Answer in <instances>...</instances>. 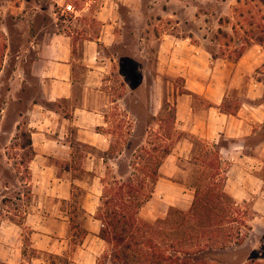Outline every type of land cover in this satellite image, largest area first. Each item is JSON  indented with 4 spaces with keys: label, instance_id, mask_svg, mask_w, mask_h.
Listing matches in <instances>:
<instances>
[{
    "label": "crops",
    "instance_id": "crops-1",
    "mask_svg": "<svg viewBox=\"0 0 264 264\" xmlns=\"http://www.w3.org/2000/svg\"><path fill=\"white\" fill-rule=\"evenodd\" d=\"M17 1L0 0V33L5 37V17L17 24L21 22L15 17L19 12L37 16L46 4L47 17L52 26L57 27L52 9L71 5L65 4L66 0H25V6L17 5ZM137 3L140 0H81L77 9L71 5L75 10L71 13V23L86 35L76 45L66 33L44 30L36 32V37L27 39L25 45L16 49L10 41H5L0 78L6 59L13 61L14 69L8 75L9 101L0 107V139L5 144L11 143L19 118L25 120L31 140L27 169L34 203L32 211L24 212L19 223L11 210L14 204L7 205L3 201L6 195L3 192L10 193L11 185H2L1 170L4 168L16 175V164L4 145L0 148V264H97L107 251L100 236L102 223L96 214L106 166L116 157L109 153L112 135L101 131L107 127V121L99 86L108 74L110 63L102 51L119 43L116 31L122 22L120 9L134 7ZM90 18L100 23L94 37L88 32ZM188 40L167 36L159 40L155 51L156 73L165 64L169 67L166 73L174 76L171 71H175L176 66L188 94L177 97L175 103V127L184 137L158 168L154 197L147 206L156 203V198L165 204L161 205L160 213L143 208L139 216L146 221L162 218L164 208L180 207L184 200L187 207L179 210L189 209L193 192L177 183L174 177L181 170L182 159L191 158V138L215 144L225 167V191L235 201L264 185V101L256 102L262 98L264 87L250 78L236 114H227L221 109L228 97L229 82L233 84L240 73L254 72L264 63V55L255 48L249 49L232 64L235 70L229 73V64L220 58L213 60L211 56L202 55ZM251 54H257L255 60L243 65ZM184 59H197L202 64L188 67ZM77 64L85 70L79 89L75 88L79 84ZM30 78L36 82L32 94L27 91L31 87ZM192 96L200 97L203 104H194ZM19 100L24 103L22 114L11 115L10 106ZM74 190L82 191L81 200H76ZM47 203L52 211H44ZM62 204L67 209L61 210L59 205ZM78 211L86 216L83 225L75 220ZM73 225L85 231L83 239H77ZM30 252L35 254L30 255Z\"/></svg>",
    "mask_w": 264,
    "mask_h": 264
},
{
    "label": "rangeland",
    "instance_id": "rangeland-1",
    "mask_svg": "<svg viewBox=\"0 0 264 264\" xmlns=\"http://www.w3.org/2000/svg\"><path fill=\"white\" fill-rule=\"evenodd\" d=\"M80 2L81 0H66L65 4L71 3L77 9ZM37 3L41 5L39 2ZM21 4L27 5L25 0H18L17 5ZM250 4V0H140V3L134 7L120 9L122 22L121 27H117L116 31L119 43L117 42L112 47L102 51L103 56L107 57L110 63L108 64V74L102 78L99 86L103 92L102 101L106 106L105 117L107 121V127L101 131L112 135L113 145L109 153L116 157L107 164L105 169L103 185L106 188L107 184L114 182V180L126 182L130 177L134 178L135 174V176L145 180L146 188L150 190L153 187V180L152 177L144 175V169L148 168V174L153 176L152 172L156 169L154 163L156 157L160 156L161 150L166 147L174 148L179 139L184 137L175 126H171L172 117L175 114L176 99L183 94H188V92L184 89V80L176 73V66L175 71H171L174 76L166 73L169 67L165 64L162 65V70L160 68L158 74L156 73L158 64L155 59V51L159 40L167 36L179 39L187 38L189 39L188 42L198 47V51L202 55L211 56L213 60L220 58L229 64L227 72L230 73L235 68L232 67L233 62H229L227 58L234 57L243 43L242 32L235 34L231 28L236 23L234 9L242 7L243 10H248L251 9ZM42 6L43 11L37 16H33L30 12H19L15 17L21 19V22L17 24L12 23L8 17L4 18L3 23L7 31L6 37L0 33V62L3 61L5 55V41H10L16 49L19 45L20 47L25 45L27 39L36 37V32L39 30H44L43 32L47 33H66L72 37L75 45L76 42L86 37L74 24L72 25L71 16L73 14L65 11V9L53 8L57 19V27H53L47 17V5L43 4ZM262 8L264 11V7ZM87 24L90 26L89 34L92 37L97 35L100 23L90 18L89 21L87 20ZM218 30H222L233 37V42L225 47L224 44L229 40H224L219 35ZM251 48L259 50L264 55V49L255 44L249 45L243 55ZM76 50L77 48L74 47L75 55H77ZM222 55L225 56L224 59L221 57ZM256 57L257 54L249 55L243 65L250 62L251 59L255 60ZM6 60L5 70L0 78V91H2L0 107L9 101L6 94V91L10 89L8 75L14 69L13 61ZM184 60L188 63L185 64L188 67L202 64V61L197 59ZM77 67L79 74L77 83L79 84H76L75 88L79 89L81 88L80 83L84 81L81 75L84 74L85 70L81 65L77 64ZM256 69L249 74L241 75L240 73L233 84L229 82L227 102L240 103L239 100L243 98L247 88L246 84L250 78L260 82L264 87V73H257ZM29 82L31 87L27 91L32 94L36 88V82L34 78H30ZM190 99L194 104H203L198 96H192ZM259 101H264V94L256 102ZM10 107L13 108L11 115L14 112L19 115L22 114L24 103L19 100L17 104L13 103ZM13 136L9 144H5L0 139V148L6 145L8 156L16 164V175L10 174L3 168L1 181L3 186L5 184L11 185L10 193L3 192L6 194L3 201L7 205L14 204L11 210L13 214H16V220L20 223L24 217V212L32 211V204L34 203V195L31 193V180L27 169L31 152L28 147L23 148L28 136L24 119L19 118L18 130ZM190 142L193 146L191 158L182 159L179 163L181 170L174 177V180L193 192L192 186L199 170V166L196 164L197 156L204 153L206 148L203 141L191 138ZM221 169L225 171L222 164ZM154 187L153 193L155 192ZM153 193L151 198L141 206L139 212L143 208L145 211L161 212L160 208H163L161 205L165 203L158 198L154 201L156 203L147 206L154 197ZM74 194L77 201L81 200L82 191L74 190ZM243 196L242 200L236 202L241 208L247 210L246 219L250 230L247 231V236L242 245L205 251L196 256L197 260L206 261L210 264H251L252 262L264 264V185L260 189L250 191L249 194ZM185 203L187 201L184 200L180 207L169 206L168 209L164 208V215L158 219L165 218L168 213L172 212L173 214L177 208L178 210L180 208L186 209ZM49 205L50 203H47L44 211H52ZM59 208L61 210L67 209L63 204L59 205ZM171 208L174 209L169 212ZM85 219L86 216L78 211L75 218L76 222L83 225ZM26 232L28 234V231ZM26 232L23 239L24 246L27 245L25 241L27 239ZM29 254L34 255L35 253L30 252ZM111 263V253L108 248L97 264Z\"/></svg>",
    "mask_w": 264,
    "mask_h": 264
},
{
    "label": "trees",
    "instance_id": "trees-1",
    "mask_svg": "<svg viewBox=\"0 0 264 264\" xmlns=\"http://www.w3.org/2000/svg\"><path fill=\"white\" fill-rule=\"evenodd\" d=\"M250 3L251 9H234L236 23L231 28L235 34L242 32L243 43L234 57L227 58L229 62L239 60L249 45L264 49V0H250ZM218 33L224 40H229L225 47L233 42V37L226 32L218 30ZM221 57L224 59L225 56ZM1 66L2 61L0 69ZM256 72L264 73V63ZM239 105L227 102L226 98L221 109L235 115ZM174 126L175 114L171 127ZM30 145L28 134L23 148ZM203 145L206 151L197 156L199 170L192 186L193 199L186 211L176 209L173 214L168 213L165 218L155 221L139 217L141 206L152 196L159 177L158 168L173 147L164 148L156 157L153 176L148 174V168L144 169V175L153 180L150 190L146 188L145 180L135 174L126 182L114 180L107 184V188L103 185L96 218L102 223L100 236L109 248L112 264H210L197 260L196 256L205 251L242 245L250 230L247 210L225 191V171L221 169L215 144L203 142ZM73 228L77 231V239L85 237V231L78 225H73Z\"/></svg>",
    "mask_w": 264,
    "mask_h": 264
},
{
    "label": "built area",
    "instance_id": "built-area-1",
    "mask_svg": "<svg viewBox=\"0 0 264 264\" xmlns=\"http://www.w3.org/2000/svg\"><path fill=\"white\" fill-rule=\"evenodd\" d=\"M65 11L70 12V13L75 12L74 8L71 5L65 6Z\"/></svg>",
    "mask_w": 264,
    "mask_h": 264
}]
</instances>
